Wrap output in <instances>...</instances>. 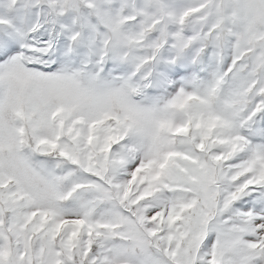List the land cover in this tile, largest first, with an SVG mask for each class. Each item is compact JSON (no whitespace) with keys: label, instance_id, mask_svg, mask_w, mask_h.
<instances>
[{"label":"snow or ice","instance_id":"6c2138e0","mask_svg":"<svg viewBox=\"0 0 264 264\" xmlns=\"http://www.w3.org/2000/svg\"><path fill=\"white\" fill-rule=\"evenodd\" d=\"M0 264H264V0H0Z\"/></svg>","mask_w":264,"mask_h":264}]
</instances>
